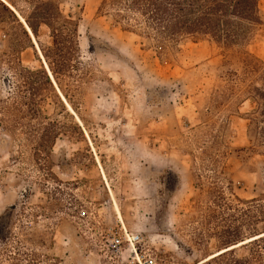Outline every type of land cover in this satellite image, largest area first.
<instances>
[{
    "label": "rangeland",
    "instance_id": "1",
    "mask_svg": "<svg viewBox=\"0 0 264 264\" xmlns=\"http://www.w3.org/2000/svg\"><path fill=\"white\" fill-rule=\"evenodd\" d=\"M6 1L38 29L54 81L0 7V264H124L131 250L111 247L123 229L157 264H198L253 236L264 146L230 80L241 65L209 41L161 52L117 0ZM259 6L247 51L264 65Z\"/></svg>",
    "mask_w": 264,
    "mask_h": 264
},
{
    "label": "trees",
    "instance_id": "2",
    "mask_svg": "<svg viewBox=\"0 0 264 264\" xmlns=\"http://www.w3.org/2000/svg\"><path fill=\"white\" fill-rule=\"evenodd\" d=\"M53 1L49 0V3ZM116 3L152 29L157 39L165 44L160 47L161 52L166 49L179 51L188 42L209 41L225 50L226 64L234 61L241 65L239 73L230 74V80L245 85L248 99L254 104L248 118V138L252 147L264 146V65L247 51L256 28L263 24L259 0H117ZM0 7L12 22L19 23L14 11L1 0ZM54 18L62 19L63 15L58 11ZM28 25L38 38V29L30 22ZM22 29L29 36L26 29ZM52 71L59 73L56 69ZM26 73L30 71L22 67L15 69L19 78H24ZM44 77L51 83L46 73ZM248 213L253 232L251 238H255L203 264H264V232L256 229L257 224L264 221V196L251 200ZM243 247H248L247 255L225 257L230 251L235 255V250Z\"/></svg>",
    "mask_w": 264,
    "mask_h": 264
},
{
    "label": "built area",
    "instance_id": "3",
    "mask_svg": "<svg viewBox=\"0 0 264 264\" xmlns=\"http://www.w3.org/2000/svg\"><path fill=\"white\" fill-rule=\"evenodd\" d=\"M139 243L140 235H134L129 233L126 229H123L121 236L114 239L111 243L112 252H114L116 256L121 257L123 249H127L128 251L131 250L128 258L122 259L124 264H157L154 256L147 253H138Z\"/></svg>",
    "mask_w": 264,
    "mask_h": 264
},
{
    "label": "bare ground",
    "instance_id": "4",
    "mask_svg": "<svg viewBox=\"0 0 264 264\" xmlns=\"http://www.w3.org/2000/svg\"><path fill=\"white\" fill-rule=\"evenodd\" d=\"M1 1H2L3 3H5V4H6L11 10H13V11L16 12V10H15V9H14V8H13V7H12V6H11L6 0H1ZM16 13H17V12H16ZM20 20H21V22L23 23L24 28H25L26 31L28 32L29 36L32 38L33 42L35 43V45H36V47H37V50L39 51L40 56L43 58V55H42V53H41V51H40V48H39V46H38V43H37V41H36V38H35V36H34L32 30H31V28L28 26V24L25 22V20H24L22 17H20ZM34 43H33V44H34ZM43 61H44L45 66H46V68H47V70H48V73H49L50 78L54 81L53 75H52L50 69L48 68V65H47V63L45 62L44 58H43ZM54 83H55V82H54ZM63 101L65 102L66 106H68L69 109L71 110L70 106L67 104V102L65 101V99H63ZM72 113H74V112L72 111ZM78 120H79V119H78ZM79 122H80V121H79ZM114 204H115V203H114ZM116 206H117V205H116ZM116 209H117V207H116ZM117 212H118L119 219H120L121 222H122V221H123V220H122V215H121V213H120L119 210H118ZM254 238H255V237H254ZM254 238L247 239V240H245V241H243V242H241V243H239V244L232 245V246H229V247H227V248H225V249H222V250H220V251H218V252H216V253H214V254L208 256L207 258L203 259V260L200 261L198 264H203L204 262H206V261H208V260H210V259H212V258L218 256L219 254H221V253H223V252H225V251H229V250H231V249H233V248H235V247H238V246H240V245H242V244H245V243L251 241V240L254 239Z\"/></svg>",
    "mask_w": 264,
    "mask_h": 264
}]
</instances>
